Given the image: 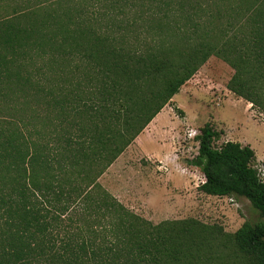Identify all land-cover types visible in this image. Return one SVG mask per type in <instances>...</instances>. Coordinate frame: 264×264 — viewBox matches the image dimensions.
I'll return each instance as SVG.
<instances>
[{
	"label": "trees",
	"instance_id": "trees-1",
	"mask_svg": "<svg viewBox=\"0 0 264 264\" xmlns=\"http://www.w3.org/2000/svg\"><path fill=\"white\" fill-rule=\"evenodd\" d=\"M211 56L264 111V0H0V264H264L255 150L211 123L200 190L255 224L154 223L100 181Z\"/></svg>",
	"mask_w": 264,
	"mask_h": 264
},
{
	"label": "rangeland",
	"instance_id": "rangeland-1",
	"mask_svg": "<svg viewBox=\"0 0 264 264\" xmlns=\"http://www.w3.org/2000/svg\"><path fill=\"white\" fill-rule=\"evenodd\" d=\"M233 73L228 63L211 56L161 110L163 118L151 121L105 172L101 183L127 207L154 223L193 217L235 232L245 221L255 224L262 220L246 197L215 196L200 190L205 175L193 163L199 141H183L191 129L198 136L201 128L211 123L221 131L217 146L229 140L252 143L259 155L255 165H264V111L228 88ZM256 135L258 141L252 142Z\"/></svg>",
	"mask_w": 264,
	"mask_h": 264
},
{
	"label": "built area",
	"instance_id": "built-area-1",
	"mask_svg": "<svg viewBox=\"0 0 264 264\" xmlns=\"http://www.w3.org/2000/svg\"><path fill=\"white\" fill-rule=\"evenodd\" d=\"M215 100H216L217 103H219L220 100H221L220 95L216 96ZM196 134H197V132L195 130L193 131L191 129L190 131L185 133V138L183 139V141H185L186 139H189V138H193V139L196 138V136H197ZM256 167L259 169L260 175L263 178L264 177V165L256 166ZM204 181H205V179H204Z\"/></svg>",
	"mask_w": 264,
	"mask_h": 264
},
{
	"label": "crops",
	"instance_id": "crops-1",
	"mask_svg": "<svg viewBox=\"0 0 264 264\" xmlns=\"http://www.w3.org/2000/svg\"><path fill=\"white\" fill-rule=\"evenodd\" d=\"M179 94H180V93H179ZM176 95H177V94H176ZM176 95H175V96H176ZM163 109H164V108H163ZM161 113H162V111H161V112H160L155 118H157L158 116H159V117L157 118L158 120H159V118H163V115H160ZM168 114H169V113H168ZM214 114H215V113H214ZM164 115H167V114H164ZM187 115H188V113H187ZM215 115H218V116H219L218 113H216ZM153 120H154V119H153ZM244 135H245V134H244ZM250 139H251V138H250ZM257 141H258V137H257V135H256V136L254 137V139H252V142H257ZM240 142H241V141H240ZM241 143H243V142H241ZM243 144H244V143H243ZM253 144H254V143H253ZM251 146L254 147V146L252 145V143H251ZM148 152H150L152 155H155L151 150H148ZM255 152H256V158H257V159H256V162H257V161L259 162V160H258V158H259L258 156H259V155H258L257 150H255ZM115 162H116V161H115ZM115 162H114V163H115ZM256 162H255V163H256ZM114 163L109 167V169L114 165ZM107 172H108V171H107ZM105 174H106V173H105ZM105 174H104V175H105ZM104 175H103V176H104Z\"/></svg>",
	"mask_w": 264,
	"mask_h": 264
}]
</instances>
